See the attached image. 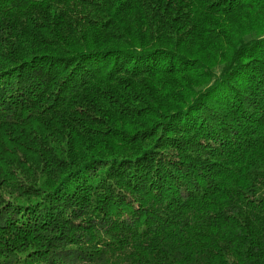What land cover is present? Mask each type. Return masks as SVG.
Segmentation results:
<instances>
[{"label":"trees","instance_id":"trees-1","mask_svg":"<svg viewBox=\"0 0 264 264\" xmlns=\"http://www.w3.org/2000/svg\"><path fill=\"white\" fill-rule=\"evenodd\" d=\"M0 264H264V0H0Z\"/></svg>","mask_w":264,"mask_h":264}]
</instances>
